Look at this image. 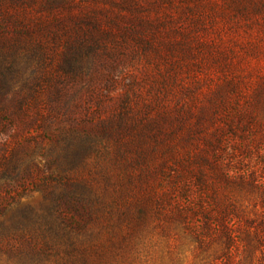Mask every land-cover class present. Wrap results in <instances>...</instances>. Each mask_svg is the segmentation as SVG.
<instances>
[{
  "label": "rangeland",
  "instance_id": "rangeland-1",
  "mask_svg": "<svg viewBox=\"0 0 264 264\" xmlns=\"http://www.w3.org/2000/svg\"><path fill=\"white\" fill-rule=\"evenodd\" d=\"M115 3L78 0L69 12L86 19L159 21L146 31L152 46L144 50L131 37L103 39L89 52L82 78L64 83L72 91L81 88L77 98L96 118L126 100L131 117L149 125L150 153L128 170L129 179L109 162L104 165L112 182L94 177L103 199L116 201L108 212L95 205L97 219L73 234L84 264H264V248L246 227L247 219L259 218L264 191V0ZM9 9L14 19H23L20 9ZM26 19L53 17L33 7ZM39 42L44 52L35 49ZM8 58L14 85L48 84L41 75L52 71L55 58L43 36L21 40ZM40 197L34 191L21 201ZM199 198L213 222L203 243L192 231L202 213L194 208L178 214ZM214 201L230 203L231 213L217 217ZM137 204L146 207L143 219L135 214ZM223 218L231 219L228 228ZM46 263L61 264L56 255Z\"/></svg>",
  "mask_w": 264,
  "mask_h": 264
},
{
  "label": "trees",
  "instance_id": "trees-1",
  "mask_svg": "<svg viewBox=\"0 0 264 264\" xmlns=\"http://www.w3.org/2000/svg\"><path fill=\"white\" fill-rule=\"evenodd\" d=\"M77 1L0 0V189L4 190L0 193V264H47L53 255L61 264H84L73 234L83 230L85 222L97 219L95 205L108 212L116 201L103 199L93 186L94 177L109 185L112 177L104 165L109 162L113 172L129 179L128 170L144 163L150 153L149 125L131 117L126 100L113 113L96 118L77 98L81 88L72 91L64 82L82 78L89 52L99 48L103 39L131 37L142 49L151 47L146 31L159 21L86 19L69 12ZM33 7L46 10L53 19H26ZM9 8L20 9L23 19H14ZM62 10H68L65 17ZM35 34L51 42L52 71L41 75L48 84L14 85L15 70L8 56L21 40ZM34 46L44 52V44ZM121 184L125 189L126 182ZM34 191L40 192L38 202L21 201ZM258 202L259 218L247 219L246 227L264 248V191ZM213 205L217 217L231 213L230 203L214 201ZM135 208L139 219L147 215L143 204ZM194 208L202 214L192 231L203 243L211 238L213 223L206 216L205 200L193 201L178 214L186 216ZM223 220L228 228L231 219ZM227 235L233 239L231 231Z\"/></svg>",
  "mask_w": 264,
  "mask_h": 264
}]
</instances>
